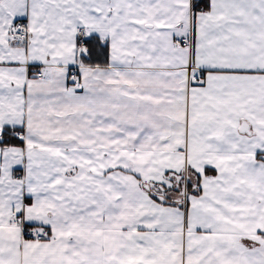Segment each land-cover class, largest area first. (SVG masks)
Returning <instances> with one entry per match:
<instances>
[{
    "label": "snow or ice",
    "instance_id": "1",
    "mask_svg": "<svg viewBox=\"0 0 264 264\" xmlns=\"http://www.w3.org/2000/svg\"><path fill=\"white\" fill-rule=\"evenodd\" d=\"M0 264H264V0H0Z\"/></svg>",
    "mask_w": 264,
    "mask_h": 264
}]
</instances>
